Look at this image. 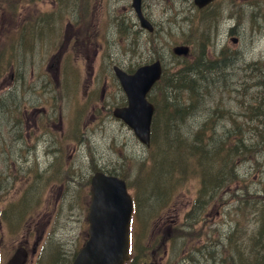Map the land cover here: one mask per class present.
Here are the masks:
<instances>
[{"label": "rangeland", "instance_id": "rangeland-1", "mask_svg": "<svg viewBox=\"0 0 264 264\" xmlns=\"http://www.w3.org/2000/svg\"><path fill=\"white\" fill-rule=\"evenodd\" d=\"M13 2L4 0L1 12H12ZM92 5L86 9L87 26L93 22ZM36 7L46 5L38 2ZM142 10L153 24V33L140 28L130 0H107L105 7L96 4V30L101 37L105 35L104 40L99 36L94 43V50L101 44L106 51L100 77V82L105 80L108 86L104 96L94 86L93 90H84L88 83H93L92 70L97 58L87 60L79 76L63 80L61 74L51 79L44 72L36 73L35 70L43 69V56L37 59L30 55L27 70H19L20 55L13 53L8 43L14 30L13 16L1 15L0 36L5 33L6 39L0 41V62L7 52L11 54L5 67L0 64V95L8 92V97H16L18 102L0 104V203L2 212L9 218H13L10 211L14 203L18 211L23 209L21 233L29 225L47 224L45 229L49 223L54 225L52 240L57 245L51 246L53 251L48 249L43 264H69L85 241L89 178L98 170L119 174L131 184L128 192L138 205V218L132 220L130 233L131 257L136 264L151 258L159 264H179L191 253V264H212L207 252L215 256L218 248L223 257L231 254L232 244L227 242V236L236 225L241 242L245 240V233L264 229V139L261 137L264 132L258 133L264 129V120L250 116L251 109L241 104L243 87H238V97L233 90L246 65L258 63L264 69V0H217L204 12L218 15L209 29L207 56L216 58L218 51L225 48L230 51L233 64L221 69L223 74L213 75L216 84L201 90L204 95L201 106L193 116L178 120L176 129L183 139L192 143L212 110L219 107L227 116H218L213 129L207 131L206 149L214 152L223 140L225 146L240 151L227 163L222 184L209 189L203 184L200 188L199 182L214 173L211 160L206 161L196 153L199 164L195 157L192 163L189 161L193 175L191 170L177 174L175 182L169 172L182 166V160H176V152L165 150V141H158L155 135L148 148L141 145L133 132L111 115L114 107L123 105L125 96L118 82L110 77L109 64L113 62L133 70L146 60L159 58L166 76L184 64L183 58L172 55L171 47L188 43L196 55L200 45L194 42L210 21L203 19L202 13L198 14L192 0H142ZM4 19L9 23H2ZM196 20L200 22L196 24ZM230 27H234L232 33ZM37 50L38 47L30 53L37 54ZM21 53L26 54L25 47ZM64 63L70 65L69 61ZM10 70L19 78L11 87ZM34 74L38 75L31 76ZM2 77L6 81L1 83ZM95 84L99 82L96 80ZM162 86L161 83L149 93L152 102L164 104L166 89ZM249 118L255 120H245ZM239 141L247 145V151L238 147ZM36 148L59 151L63 158L55 162L60 156L52 152L23 151ZM152 157L158 161L148 166ZM141 166L145 167L139 169ZM165 182L175 184L164 194H157L155 190ZM137 184L143 190L140 198ZM21 198L25 199L20 203ZM191 211L190 230L179 227ZM158 240H164L163 248L161 243L155 246V249L162 248L160 256L158 251L150 250L151 244ZM239 249L243 254L249 250Z\"/></svg>", "mask_w": 264, "mask_h": 264}, {"label": "flooded vegetation", "instance_id": "flooded-vegetation-1", "mask_svg": "<svg viewBox=\"0 0 264 264\" xmlns=\"http://www.w3.org/2000/svg\"><path fill=\"white\" fill-rule=\"evenodd\" d=\"M38 2L46 7L37 8ZM92 3L90 15L93 22L87 26L85 25L88 16L86 9ZM3 4L4 0H0V6ZM13 4L11 16L14 20V30L11 40L15 45L25 43L29 46H38L37 54L31 52L27 55L28 60L30 55L37 59L43 56V69L35 70L36 73L44 72L45 76L50 78L59 74L79 76L78 72L82 65H85L87 60L96 59L97 47L94 50V43L99 31L96 30L97 23L94 21L95 7L96 4L105 7L107 0H14ZM4 14L1 12V15ZM2 23L8 24L9 21L4 19ZM4 36L5 33L0 36V41L6 39ZM19 55L22 60V54ZM65 61H69L70 65L64 63ZM19 70L22 71L25 68H19ZM29 70L33 72V68ZM92 74H95L93 70ZM97 74L102 75L103 69H97ZM9 76L10 81H13L14 72H11ZM90 86L96 87V84L89 83L86 87ZM100 87L102 96L104 88H108L105 80L100 82ZM23 151L29 154L38 151L52 152L54 156H60L55 158V162L63 158V154L59 151L50 149L36 148ZM46 225H29L26 231L21 233L19 222L1 211L0 264H43L42 259L47 256L50 242L48 228L45 229ZM18 256L19 261L14 260ZM20 256L23 257L22 263H20Z\"/></svg>", "mask_w": 264, "mask_h": 264}, {"label": "water", "instance_id": "water-1", "mask_svg": "<svg viewBox=\"0 0 264 264\" xmlns=\"http://www.w3.org/2000/svg\"><path fill=\"white\" fill-rule=\"evenodd\" d=\"M132 1L141 25L150 30L151 26L140 13V0ZM210 1L194 0V3L203 7ZM173 51L178 55H186L188 48L177 46ZM115 73L127 95L128 105L115 109L114 115L122 118L133 129L139 141L149 145L153 106L145 96L160 76V64L156 61L141 66L133 74H126L116 68ZM125 188L122 179L101 172L94 173L90 187L89 237L72 264H123L128 259V227L132 206Z\"/></svg>", "mask_w": 264, "mask_h": 264}, {"label": "trees", "instance_id": "trees-1", "mask_svg": "<svg viewBox=\"0 0 264 264\" xmlns=\"http://www.w3.org/2000/svg\"><path fill=\"white\" fill-rule=\"evenodd\" d=\"M208 9L205 8L201 10V13L203 14V19L207 20H215V16H209V14H205L204 12H207ZM200 13V12H199ZM200 21L196 20V24H198ZM207 23V22H206ZM204 27V31H201L198 33V37L196 38V41L194 44H199V52L196 54L195 59H193L192 63L189 61L188 63H185L183 67H181L179 70H176L173 74L170 76H167L165 79L167 83H174L176 84V87L173 88V91H176V96H175V101L177 103L181 102L182 98V91L187 90L189 94H193L194 96L198 95V92L200 88H202V77L204 74L215 72L216 68L218 69H224V67L220 64L223 62L225 59H218L217 56L216 58L210 59L207 57V45L209 44V29H210V23ZM207 28V29H206ZM233 29H230L232 31ZM223 53L221 50L220 54ZM192 68V73H186L187 70ZM205 69V70H204ZM264 81V76L260 78V82ZM256 85V84H255ZM258 85V84H257ZM240 87V86H239ZM254 87V90H250L249 87L245 88L243 95L244 97L249 96L247 99H245L244 105H247L250 109V116L253 117H263L259 118L260 120H264V83L262 85L258 86H252ZM167 92V91H165ZM247 95V96H246ZM181 107V106H180ZM180 107H178L175 111H178L180 113ZM184 109L183 107H181ZM163 113L165 116H160L158 117V126L161 128L162 125L165 128L164 135L167 138L171 139V143L173 146L167 145L165 147V150H171L176 152L177 157L176 160L179 162L182 160V166H176L174 168H178L176 170H171L170 171V176L171 175H180L183 174L184 172L186 173V170L184 167H192L190 165L189 161L192 163V153H198L201 150H207L206 149V137H207V131L211 129L214 125L213 120H206L203 123V127L200 128L198 133L196 134L197 137L192 138V143H188L186 140L183 139L182 135L180 132L177 131L176 126L178 125V120L174 119V114L170 112V109L168 107H164ZM182 114V113H180ZM236 120V119H233ZM245 120H255L253 118L245 119ZM155 125V123H154ZM157 126V128H158ZM264 127V123H263ZM213 129V128H212ZM263 129V128H262ZM260 129L258 133L261 131L264 132V129ZM154 130V128H153ZM163 135V131L160 133L157 131V138H160V135ZM257 133V134H258ZM261 137L264 139V134L261 135ZM240 144L238 147L242 148L244 151L248 150L247 145L243 144L242 141H239ZM224 146V147H223ZM227 147L225 146V141H221V145L218 146V148L212 152L213 154L211 157L216 155H223L224 148ZM208 151V150H207ZM240 151H236V155ZM234 156H222L221 162L227 164L231 159H233ZM152 159V158H151ZM158 159L154 158L153 159V164H156ZM214 173H210L209 178L213 182H217L218 185L216 187H219L221 183L225 180L226 176L225 173L223 175V172L221 170L214 169ZM177 180V179H176ZM215 187V186H214ZM263 211V210H262ZM255 236L249 239V244H251L249 250L247 253L243 254V252H240L238 250V247L236 246V243L233 242V245L235 248H237L236 251V258L237 260H244V264H264V229L263 227L260 228L257 231H254ZM190 257V254L188 255L187 258ZM186 258V259H187Z\"/></svg>", "mask_w": 264, "mask_h": 264}, {"label": "bare ground", "instance_id": "bare-ground-1", "mask_svg": "<svg viewBox=\"0 0 264 264\" xmlns=\"http://www.w3.org/2000/svg\"><path fill=\"white\" fill-rule=\"evenodd\" d=\"M201 9H203L202 7L198 10L199 12H201ZM200 14V13H198ZM209 16H218L217 13L213 12V13H210ZM215 22V20H210L208 21V23H210V26L213 25V23ZM100 36L97 35V38ZM105 35H103L102 37H104ZM100 36V39L102 38ZM101 46V44H100ZM98 49H101V48H98ZM221 50L223 51V53L220 54ZM217 58L219 59H224L222 63H220L223 67L229 65V64H233V58L229 57L231 56V53L230 51H228L227 49L225 48H222L219 50L218 54H217ZM97 64L95 65V68L93 69L94 73L97 71V69L99 68V66H101V61L99 60H96ZM205 70V69H204ZM243 74L242 76H238V79L237 81L234 83V88L233 90L236 92L237 94V97L239 96L240 94V90H239V86L240 87H243L244 89L245 88H248V87H252V86H258V85H262L264 83V81H261L260 82V78L264 76V69H262L260 66H258L257 63H251V64H248L246 65L242 71ZM186 73H192V68L187 70ZM219 75V74H223L221 73V69H218L216 68V71L215 72H211L210 73H207V74H204L203 77H202V88H200L199 92H198V95L197 96H194L192 93L189 94L187 90H183L182 91V98H181V102L180 103H177L175 101V96H176V91H173V88L176 87V84L174 83H167L168 80H166V95H165V102L164 104L161 103V102H154L153 101V105L155 107V110H156V119L154 120V123L156 124L155 125V132H154V135L155 137L157 138V131L160 133L161 131H163V135L161 133V136L160 138H157V140L159 141L160 140H163L165 141V144L166 145H169V146H173L172 145V141L170 138H167L165 135H164V131H165V128L162 127L160 128L158 126V117H160L161 115L162 116H165L164 113H163V109L164 107H168L170 109V112L174 114V119L176 120H185V118L189 115H194L195 111L201 106L202 104V101H203V96L202 95V91L201 90H204V89H208L210 87H212V85L214 86L216 84V82H214V78H213V75ZM226 76V75H225ZM224 76V77H225ZM224 83H226L225 79H223ZM256 84V85H255ZM258 84V85H257ZM213 90H215V88H213ZM7 100H10L12 102H18L17 101V98L16 97H6ZM218 104V103H216ZM183 107L184 109H182L181 107ZM178 107H180V113H178V111H175ZM220 116L219 118H225L227 116V113L225 110L223 109H220L219 107H216L214 108V110H212V114H210L207 118L209 120H213L215 122V119ZM234 118H232L233 120ZM158 126V128H157ZM236 149L235 148H231V147H225L224 148V151H223V155H216L214 154L213 157H211V155L213 154L212 152H209L207 150H201L199 153L200 157L205 159L206 161L207 160H211V165L214 167V169H217V170H221V172H223V175L224 173L227 172V164L225 163H222L221 162V158L222 156H236ZM196 153H192V159L193 157L196 158V163H198V160H197V157L195 155ZM31 156H35L34 154H32ZM162 156L158 157V159L160 160ZM264 211V210H263ZM255 231V230H254ZM254 231L251 232V234H247L245 233V240L243 242H241L243 239L241 237H239L238 233H239V228L237 227V225L232 228L230 230V232L228 233V236H227V242H229L231 245V254L228 255L227 257H223L222 256V252L220 250H218V248L215 250V256L210 252H207V254L211 257V261H212V264H244V260H237L236 258V251H237V248H235V246L233 245V242L236 243V246L238 247V250L240 252H242L240 248L242 249H249L251 244H249V239L252 238L255 236ZM216 247V246H215ZM205 254V255H207ZM204 255V257H205ZM217 257V258H216ZM206 260V259H205ZM192 253L190 255L189 258H187L185 261H184V264H191L192 262ZM216 262V263H215ZM260 264V263H259Z\"/></svg>", "mask_w": 264, "mask_h": 264}]
</instances>
